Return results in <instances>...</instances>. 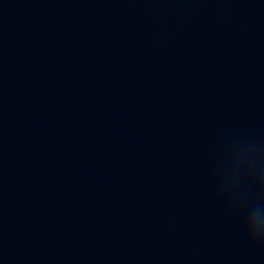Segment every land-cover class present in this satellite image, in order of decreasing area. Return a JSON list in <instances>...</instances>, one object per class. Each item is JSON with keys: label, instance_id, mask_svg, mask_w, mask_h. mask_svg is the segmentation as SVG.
<instances>
[{"label": "clouds", "instance_id": "obj_1", "mask_svg": "<svg viewBox=\"0 0 264 264\" xmlns=\"http://www.w3.org/2000/svg\"><path fill=\"white\" fill-rule=\"evenodd\" d=\"M259 175L261 177H264V167H262V168L259 169Z\"/></svg>", "mask_w": 264, "mask_h": 264}]
</instances>
